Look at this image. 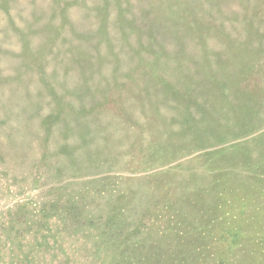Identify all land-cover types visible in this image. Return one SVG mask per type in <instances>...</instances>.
<instances>
[{"label":"rangeland","instance_id":"rangeland-1","mask_svg":"<svg viewBox=\"0 0 264 264\" xmlns=\"http://www.w3.org/2000/svg\"><path fill=\"white\" fill-rule=\"evenodd\" d=\"M191 1L194 13L190 14L189 22L202 23L204 35L190 34L182 49L185 53L182 75L178 79L170 72L166 77L176 83L174 86L181 95L183 89L190 90L192 95L177 97L175 101L160 98L161 107L179 120L184 119V110L193 99L202 106L206 93H212L211 89L204 91L205 82L199 84L203 80L198 69L204 62L201 56L210 62L215 76H221L220 68H228L227 74L240 84L245 83L247 76L239 77V47L229 46L243 43L249 31L252 37L264 39V0ZM158 3L155 0L154 7H150L149 0H127L122 7L126 9L125 16L133 20L130 24L142 29L148 23L142 13L146 14L148 7L157 8ZM110 7L107 31L110 36L105 40L98 33L102 0H0V264H155V260L138 259L139 255L127 247L138 240L143 222L155 224L150 216L164 206L156 201L162 182L172 180L173 186L179 187L192 181L191 167L196 165V158L189 156L194 153L193 148L185 150L187 139L191 140L189 130L173 129L176 135H181L176 137L175 157L183 158L178 161L186 170L176 172L175 176L171 170L146 179L148 169H135L137 166L128 164L133 156L138 157L125 142L121 144L118 140L120 132L113 138L115 148L104 159L91 162L90 156L82 151L85 148H76L82 144L76 138L77 100L109 98L107 102L111 105L107 107L105 101L97 106L90 104L89 108H101L96 110L98 114L93 112L97 115L94 119L105 122L110 111L118 124L127 128L126 113L131 108L136 111L137 97L148 88L143 80L152 74L144 76L139 70L142 64H133L131 52L119 40L117 10L114 5ZM164 9L167 11V6ZM45 23L62 27L63 32L52 34ZM170 25L169 22L159 29L169 30ZM135 39L129 36L132 43ZM198 40L203 41L205 50L201 51ZM248 43L250 48L244 51L247 64L256 61L255 65L264 67V47L259 50L258 42ZM161 44L168 43L164 40ZM167 51L173 49L167 46ZM96 55L112 63L111 74L108 79L101 77L98 87L95 83L84 87L82 80L88 75L81 66L76 67L78 59ZM137 80L139 83L134 85ZM76 81L80 82L77 89L78 83L73 84ZM242 88L245 90V84ZM263 90L259 88L255 95L261 107H264ZM119 92H122L120 100L116 97ZM188 108L193 116H200L192 106ZM208 116L205 121L211 119ZM233 117L244 125L248 123L244 113ZM96 144L91 151L111 148L110 143L96 141ZM163 158L170 157L163 155ZM150 166L152 162L149 169ZM196 171L198 178L207 179L206 173ZM240 179L247 182L245 176ZM261 238L264 240L259 236L254 242L258 250H264ZM239 255L233 264L244 262ZM260 255L252 264H264V253Z\"/></svg>","mask_w":264,"mask_h":264},{"label":"trees","instance_id":"trees-1","mask_svg":"<svg viewBox=\"0 0 264 264\" xmlns=\"http://www.w3.org/2000/svg\"><path fill=\"white\" fill-rule=\"evenodd\" d=\"M137 1L141 2V0ZM149 1H151L150 7H154L155 0ZM156 1L159 2L157 8L150 10L148 7L147 13H142V18L145 21L146 18L148 20L147 25L142 29H137L130 24L133 20L126 17V9L122 7L127 0H102L103 15L99 22L98 33L105 40L109 38L110 35L107 32L108 10H110L111 5H114L115 10H117L116 15L118 14L119 40L131 52L130 57L133 64L136 63L137 66L142 64L139 70L142 71L143 75L152 73L150 77H147V80L142 79L143 84L148 86L145 88V93H154L158 99L159 95H163L166 99L170 97L174 101L180 96L189 98L192 95L190 90L183 89L184 92L181 95L182 93L174 86L176 83H172L166 76L170 75L171 72L176 78H180L182 75L180 70L183 69L185 62V53L182 50L186 47L184 41L190 38V34H195V37L204 35L205 27L198 21L189 22V16L194 9L191 0H175L173 3ZM210 1L219 3V0ZM165 6H167V11L164 9ZM169 22L171 24L169 30L159 29ZM45 26L52 34L63 32L62 27L54 24L45 23ZM248 30L252 31L250 27ZM249 32L243 43L236 44L235 42L234 45L229 46L239 47L237 51L238 58L240 57L241 60L239 77L250 74V65L247 64V56L244 52H248L247 50L250 48L248 42H258L256 45L259 50L264 47V39L252 37L253 35L251 36V32ZM72 35L76 38L74 33ZM129 36H134L136 42L133 41L132 43ZM164 40L168 44H161ZM198 41L202 44L201 51L205 50L206 46L203 45V41ZM167 46L173 49V52H168ZM100 57L99 55H96V58H82L80 56L76 67L80 68L81 66L85 72V64L93 59H102ZM201 59L204 62L198 69L203 80L198 83L202 85L205 82L204 91L207 92L206 89H211L212 93H206V97H203L202 106L196 103V99H193V102L188 106H192L194 111L199 113V117L193 116L188 107L184 110L185 114L182 120L173 118L172 115H169L170 119L168 120L160 113V115L154 114V116L151 114L149 119L158 122L160 127L153 135L150 128L149 139L144 132L143 138L137 139L136 130L138 131V128L134 124L135 122L131 120H128L127 128H122V124L119 125L115 117L112 116L109 118L114 121L111 123L113 127L109 122L106 125V130L96 129L94 131L89 128L88 124L83 123L77 126L76 138L80 139L82 144L76 148H85V150L80 149V151L82 150L89 155L91 162L104 159L115 148L113 138H115L116 133L123 130L126 135L124 139L120 137L118 140L121 144L122 141L125 142L128 148L136 152L132 153L138 157L129 158L128 164L137 166L135 169H148L146 179L157 178L159 174L165 175L167 171L172 172L171 170L175 176L176 172L181 173L186 170L180 164L182 162H179L183 158L179 160L177 156L175 157L176 137L181 135H176L173 129L177 127L179 132L189 130L191 140L187 139L185 150L193 148L194 153L189 154V156L190 159L196 158V165L191 167L193 174L190 178L191 183L187 181V183L179 185V188L173 186L172 180L162 182V193L160 191L156 201L163 202L164 206L160 205L158 211L150 216L155 221L154 225L149 226L147 222H143L142 229L137 233L138 240L133 241V244L129 243L128 251L133 250L139 255L137 258L140 260H155V264H194L197 262L233 264V260L242 252V257L239 255L244 261L242 264H252L257 257L261 256L260 254L264 253L263 249L254 248L257 237H264V179L255 174V170L251 168L249 162L253 157H264V146L256 145V143L250 144L254 138H246V132L244 133V130L249 128L248 123L241 127L234 125V121H237L235 119L238 118L233 116L244 113L243 110L246 107H235L239 89L238 84L235 83L236 79L227 74L230 69L220 68L221 76L217 77L212 74L207 58L201 56ZM169 63L175 64V66L170 67ZM136 82L139 83V80L133 82L134 85ZM214 86L217 87L214 88ZM245 90L247 93L252 92L249 86ZM232 93L235 95V101L232 98ZM116 95L117 99L120 100L122 92ZM110 97L113 98L114 96ZM108 99L105 98L106 107L111 105L107 102ZM214 106H216L215 109ZM95 109L100 110L101 108ZM96 112L98 114L99 111ZM83 113H81V117L84 116ZM209 114L211 119L205 121L204 118L209 117ZM228 116L230 119L226 118ZM222 117H225V120H222ZM222 121H230L232 125L223 126ZM96 137L97 142L110 143L111 148L91 151L97 147L96 142L93 143L94 140L91 138ZM161 138L164 140L163 142L160 140ZM236 138L242 140L233 143L232 139ZM226 141L231 142L226 143ZM252 146L255 149L258 147L260 150L256 152ZM169 148L172 150L165 151ZM163 155L170 158H163ZM186 160L184 165L188 161ZM151 162L153 166H150L152 168L149 169ZM155 166L165 168L157 170L154 169ZM196 170L206 173L207 179L198 178L199 171ZM243 176L247 182L241 181L240 178ZM144 215L147 216V214ZM121 222L124 223L123 219ZM261 242L264 244L262 238Z\"/></svg>","mask_w":264,"mask_h":264},{"label":"crops","instance_id":"crops-1","mask_svg":"<svg viewBox=\"0 0 264 264\" xmlns=\"http://www.w3.org/2000/svg\"><path fill=\"white\" fill-rule=\"evenodd\" d=\"M255 63L256 61L253 64H249L250 74L247 75L245 83L243 82L240 84L239 82L235 80V83L238 84V89H239L238 95H241L242 98L238 97L237 95L238 100L234 99L235 98L234 93H232V98L234 99V101L236 100L235 107H238V106L246 107V109L243 110L245 113L244 115L247 116V118H249L248 121L246 120L248 122L249 129L247 127L248 130H244V133L246 132V138H250V139L254 138L253 140L250 141V144L256 143L259 146H264V107H261L260 103H257L256 100H258V98L255 97L256 91L259 88H262V89L264 88V67L257 66V64L255 65ZM111 64L112 63L107 59H93L91 61H88L85 64V72L87 73L88 76L83 78L82 85L89 86L95 83V85L98 87V83L101 77H106V79L109 78V77L107 78V76L111 74L110 69H109ZM251 66H252V70H251ZM258 69L262 70L260 71L261 73L259 74L256 73V70ZM74 83L76 84L78 83L76 85V89H77L80 82L76 81V82H73V84ZM242 84H245L246 87L249 86L252 89L251 90L252 92H249L247 95H245L244 93L246 92L242 88ZM251 93L253 94V97L251 96ZM161 97L163 99L166 98L163 95L161 96L159 95V99H158L156 98L154 93L139 94V96L137 97V100H138V108H136L137 112L132 110L134 108H131L129 112L126 113V117H128V120H132L131 118H134L135 120L134 124L138 128V131L136 130L137 139L143 138V132L147 135V138L149 139L150 128H151L152 135L155 133V131L159 129L160 124L158 122H155V120L153 121L149 119L151 114H153V116L154 114H158V115L162 114L164 115V117L168 118V120L170 119L169 111H166L165 109L161 107L162 106V102L160 101ZM262 100H264V98H262ZM103 101H106V100L104 99L102 100L94 99L93 100V98L89 99L88 101H86V99H83V98L80 100H77L76 102V129L77 130H78L77 126L83 123L88 124L89 128H91V130L93 131L96 129L106 130L107 128L106 125H108L109 122H110V125L112 122H114L112 118L111 119L109 118V117H112L110 115V113L112 112L110 111H109V114L106 115L108 118L104 119L105 122L103 120L96 121L94 119L95 117H97V115H95L93 112L96 111L97 109L89 108V106L91 103L100 105L99 103H102ZM131 106H134V104L132 103ZM157 106L159 107V109L157 108ZM82 112H84L83 117L80 116ZM226 115H229V114H226ZM235 120H237V121H234L235 126L244 125L243 123H240L241 122L240 119H235ZM230 123H231L230 121L221 122L223 126L232 125ZM150 124L152 125L150 126ZM117 134L118 133H116V135ZM125 135H126L125 131L122 130L120 131V134L118 136L119 138L121 137L122 139H124ZM118 136H115V137H118ZM91 140H94L93 142H96L97 137L93 139L91 138ZM241 140H242L241 138L232 139L233 143L239 142ZM230 142L231 141H226V143H230ZM249 164L251 165V168L255 170V174L258 175L259 178L264 179V157H253L251 161L249 162Z\"/></svg>","mask_w":264,"mask_h":264}]
</instances>
